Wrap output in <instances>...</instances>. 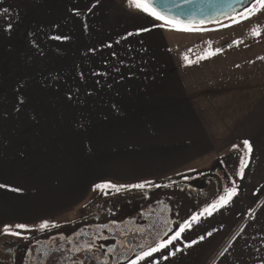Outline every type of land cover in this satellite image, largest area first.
I'll list each match as a JSON object with an SVG mask.
<instances>
[{
    "label": "rangeland",
    "instance_id": "374dc122",
    "mask_svg": "<svg viewBox=\"0 0 264 264\" xmlns=\"http://www.w3.org/2000/svg\"><path fill=\"white\" fill-rule=\"evenodd\" d=\"M52 1L54 0H0V184L5 185L0 187V210L5 214L0 218V233L8 227L13 230L12 233L35 234L34 238L25 241L29 248V264H38L43 246L52 242L54 244L59 237L62 239L61 235L55 236L57 233L74 227L80 229V233L74 238L78 245L84 239L95 240L100 245L101 239H104L109 244L113 243L110 247L112 253L114 250L118 251L119 247L127 252L124 247L129 240L132 247L149 250L160 241L162 235L180 230L181 224L187 226L201 211L202 203L198 194L191 187L183 188L177 184L193 181L220 159L238 152V159H234L232 163L227 164L221 160V165H229L228 170L231 171L229 184L225 186L222 182V189L235 186L246 150L239 142L227 146L220 156L214 153L193 159L178 170L160 177L161 179L144 181L150 187L167 185L163 189H153L147 193L130 191L133 189L131 185L141 184L137 181L117 183L115 180L99 178V170L102 171L104 166L101 165L103 159H106L104 164L107 168L117 158L106 154L107 151H100L98 145L101 142L95 140L89 132L90 128H100L90 127L88 121L100 114L99 101L94 103V99L101 95L88 91L103 84L113 86L123 84L124 81L127 85L128 81L147 82L149 78H108L102 75L107 70L130 69L132 64L117 61L114 58L116 54H113L115 48L106 49L100 43L101 40H93L98 29L88 27L81 30L80 23L75 18L70 19L67 4L50 6ZM108 1H114L123 8L125 6L121 3H127V0ZM49 2V6H46ZM254 6L255 2L249 8ZM126 8L124 9L131 11L127 4ZM247 9L232 17L207 24H176L180 28H189L190 31L176 30L156 20L161 39L170 50L167 53L173 56V68L182 73L190 103L204 112L206 121L211 122L206 126V133L213 139L215 147L220 145L222 148V141L227 135H231L234 129L241 128L235 126V123L244 115L246 118L243 119L242 135L253 122L251 119L259 116L258 101L262 87L264 90V10H258L249 16ZM253 29L260 34L253 35ZM185 56L187 59L183 58ZM199 56L207 58L198 59ZM150 80L157 81V78ZM40 129L45 130V139L56 143L55 151L61 159H65L61 164L59 158L49 155L57 163L40 165ZM103 129L107 130L108 127L104 126ZM119 140L124 141L123 138ZM134 142L136 143L135 139ZM234 145L237 147L233 148ZM97 152L100 153L96 154ZM19 154L22 155V160L15 162L14 159ZM125 160L126 163L129 158L126 157ZM18 163L20 165L16 166ZM138 165V161L134 160L124 167L134 169ZM25 166L35 170V166L40 167V193L37 192L36 197L40 210L45 208L41 204L46 202L56 204L57 196L65 189L71 190L72 196H75L85 184L83 191L87 194L75 207L53 220L34 224L26 222V216H22L25 215L26 207L20 204L24 196L6 197L9 194L7 186L14 183V180L8 178L15 175V171L22 173ZM32 169L27 170L29 179L25 181V188L38 180V177L35 178L37 174L32 175ZM97 172L99 176L94 175ZM221 172L217 171L220 178ZM15 177L19 181L22 176ZM104 183L125 186L120 187L119 191H106H112L110 194L122 192L120 202L125 205L118 213L115 225H112L110 217L105 219L109 222V232L105 231L104 224H86V221L79 219L84 206L101 194L99 190H93L94 186ZM224 194L225 192L220 196ZM14 197L15 202L11 201ZM27 199L28 205L32 203L30 196ZM33 211L35 213L37 207L30 205L26 214L30 215ZM247 216L252 224L253 242L258 241L259 245V201ZM67 222L71 225L54 230L39 229L42 223H47L49 228ZM18 224L25 225V228H17ZM91 230L97 231L98 236L93 237ZM115 233L118 234L119 241L115 239ZM140 237H144V241Z\"/></svg>",
    "mask_w": 264,
    "mask_h": 264
},
{
    "label": "crops",
    "instance_id": "0c3cea01",
    "mask_svg": "<svg viewBox=\"0 0 264 264\" xmlns=\"http://www.w3.org/2000/svg\"><path fill=\"white\" fill-rule=\"evenodd\" d=\"M49 4L50 2L46 6ZM53 4L62 6L67 4L70 19L75 18V21L80 23L81 30L88 27L98 29L93 40H101L100 43L106 49L114 50L115 48L113 54H116L114 58L117 61L132 64L130 69L107 70V73L102 75L108 78H149L147 82H144L145 80L142 82L141 80L128 81L127 85L124 81L120 85L103 84L88 91V93L101 95L100 98L94 99V103L99 101L100 114L88 121L90 127L100 128H90L89 132L95 140L101 142L98 145L100 151H107L106 154L117 158L113 162L114 165H109L107 168L104 164L106 159H103L102 164L100 162L104 165L103 170H99L100 176L98 172L94 175L109 181L115 180L117 183L124 181L145 183L144 181L148 179H161L162 176L178 170L200 156L214 155V153L220 156L223 149L231 144L248 140L252 147V152L245 154L244 160L247 167L243 169V176L239 175L236 179L237 195L232 201L226 207L213 212L211 216L202 211L203 215L199 213L195 216L199 218L198 222L192 219L178 239L173 240L161 251L153 253L149 258L143 260L136 258L134 260L136 264H264L263 87L258 101L259 116L251 119L253 122L243 132L244 135H242V125L246 115L235 123V126L241 128H236L232 131L233 134L227 135L222 141L224 144L222 148L220 145L215 147V143H212L213 139L210 138L208 132L206 133V126L211 122L206 121L204 112H200L195 105L190 103L182 73L173 68L171 63L174 61L173 56L167 53L170 50L167 43L161 39L155 19L138 11H127L125 2L121 4L127 10L118 6L114 1L110 3L108 0H54L50 6ZM150 78H157V81L150 80ZM104 126L108 129L104 130ZM44 131L40 129L42 140L38 153L40 165L57 163V160L49 155H55L61 164L65 159H61L55 151L56 143L48 138V140L45 139ZM133 136H136L134 138L136 143H133ZM121 138L124 141L120 142ZM117 141L120 143L118 144ZM98 153L100 152L96 154ZM4 154H7V151H4ZM97 157L101 160L100 155ZM126 157L129 158L126 163L137 160L139 165L134 169L124 167ZM21 160L22 155L20 154L14 159L15 162ZM82 161L88 162L87 160ZM18 165L20 163L16 166ZM35 167L36 170L25 166V171L23 170L22 173L15 171L16 176H22L19 181L17 177L14 178L15 175L8 178L11 181L14 180V183L7 186L9 194L6 197L9 195L24 196L20 204L26 207L25 215H22L26 216L25 220H28L26 222L34 224L53 220L70 210L71 207H75L86 196L87 192L83 191L85 184L75 196H72L71 190L65 189L57 196L56 204L46 202L41 204L45 208L40 210V203L36 200L37 192L40 193V176H38L40 167ZM29 169H32V175L37 174L35 178L38 177V180L35 184L33 182L34 185L29 188L27 185L25 188V181L29 179L27 173ZM3 182L6 184V181ZM27 196H30L32 201L29 205ZM14 198L11 201L15 202L16 197ZM258 201L260 208L259 245L258 241L253 242L252 224L247 216ZM30 205L36 206L37 211L29 215L26 213ZM3 216L5 214L0 210V218Z\"/></svg>",
    "mask_w": 264,
    "mask_h": 264
},
{
    "label": "flooded vegetation",
    "instance_id": "af4514ba",
    "mask_svg": "<svg viewBox=\"0 0 264 264\" xmlns=\"http://www.w3.org/2000/svg\"><path fill=\"white\" fill-rule=\"evenodd\" d=\"M225 163L229 164L230 160H227ZM228 167L229 165H219L215 170L203 172V174L194 178L191 182L178 183L177 185L183 188L191 187L201 199V208L205 205L209 206L216 198L219 199L218 197L225 192L226 188L224 187V190L222 189V182L225 183V186L229 184L230 170H228ZM216 170L222 171L221 178L218 176ZM153 186L154 187L145 185L144 189L133 188L130 189V191L134 193H147L153 189H163L167 185L160 184ZM110 192L112 191L101 193L95 199L87 203L81 211V217L79 219L81 221H86V224H104L106 225L105 231L109 232V222L105 219L110 217L112 219V225H115V219L118 213L125 206L124 202H120V194L122 192H115L112 194H110ZM68 225H71V223L67 222L50 226L45 230H54L61 226ZM12 231L13 230L10 229L9 233H12ZM9 233H0V264H29V248L25 245V241L34 238L35 234L30 235L28 232L24 234L19 232L18 235H11ZM79 233L80 229L74 227L62 233L54 234L55 236L61 235L62 239L59 237L54 244L53 242L52 244L47 243L40 249V261L38 264H129L138 258V256L148 251V249L146 250L142 247H132L129 240L126 241L124 247L127 252L122 251L123 247H119V249L117 248L118 251L114 250L112 253L110 247L113 246V243L109 244L104 239H101L100 245H98L95 240L87 241L85 239L78 245L74 238L78 236ZM90 234L93 237H97L99 233L95 230H91ZM172 234H174V232L169 235H162L160 241L154 246L162 243L164 238H170ZM114 236L115 239H119L117 233H115ZM139 239L144 241V237H140Z\"/></svg>",
    "mask_w": 264,
    "mask_h": 264
},
{
    "label": "snow or ice",
    "instance_id": "6c2138e0",
    "mask_svg": "<svg viewBox=\"0 0 264 264\" xmlns=\"http://www.w3.org/2000/svg\"><path fill=\"white\" fill-rule=\"evenodd\" d=\"M154 0H127V5L131 10L141 12L145 14L146 16H150L155 20L162 21L164 25H168L170 27L175 28L176 30H183V31H190L191 29L189 28H180L176 25V22L170 20L166 16L161 15L159 12H157L154 7H153ZM255 5L252 8L247 9L249 16L255 13L258 10H264V0H255ZM147 31V29H145ZM260 33L257 32L255 29H253V35H259ZM131 35V33L129 34ZM54 39H60L59 37H54ZM191 51V49H189ZM219 51V49H217ZM214 54V53H210ZM184 59H187V57H183ZM207 56H199L198 59H206ZM243 147L246 150L247 154H250L252 152V147L251 144L248 140L242 141ZM237 146H233V148H236ZM247 167V163L244 159L241 160V168L240 171L237 173V175H240L241 177L243 176L244 172L243 169ZM146 183H151V182H146ZM0 187H5V185L0 184ZM120 187H125V186H116L112 185L110 183H104V184H96L94 186V191L99 190L101 193L106 192L108 189H115L116 191H119ZM130 187L136 188V189H144L145 184H134L131 185ZM14 191H18L17 189H12ZM237 195L235 186L229 187L225 189V194L220 196L218 200H214L212 204H210L208 207H206L203 212L207 213L208 216H211L213 212L218 211L220 208L226 207L233 199L234 196ZM203 215V213H201ZM194 221L198 222V217H193L192 218ZM17 228L23 229L25 228V225L18 224L16 225ZM48 227L47 223H42L39 225V229L41 231L45 230ZM185 230V225L181 224L180 225V230L176 232V234L171 237L167 242L165 243H160L157 246L151 248L149 251L144 252L142 255L138 256V260H143L145 258H149L152 256L153 253L161 251V249L167 247L169 244L172 243L173 240H176L180 237L181 233L184 232ZM5 233H9V228L5 227L4 228ZM11 235H18V233H9ZM211 235V233H209ZM132 264H136V261H133Z\"/></svg>",
    "mask_w": 264,
    "mask_h": 264
},
{
    "label": "water",
    "instance_id": "95a60500",
    "mask_svg": "<svg viewBox=\"0 0 264 264\" xmlns=\"http://www.w3.org/2000/svg\"><path fill=\"white\" fill-rule=\"evenodd\" d=\"M255 0H154L153 7L176 24L200 25L232 17ZM166 237L162 240L165 242Z\"/></svg>",
    "mask_w": 264,
    "mask_h": 264
},
{
    "label": "trees",
    "instance_id": "16d2710c",
    "mask_svg": "<svg viewBox=\"0 0 264 264\" xmlns=\"http://www.w3.org/2000/svg\"><path fill=\"white\" fill-rule=\"evenodd\" d=\"M238 153V152H237ZM234 153V154H232V155H230V156H228L227 158L225 157V158H223V159H220L217 163H214L213 164V166H211L209 169H207V170H205V171H203V172H206V171H209V170H215L219 165H221V160H223L224 162H226L227 160H230V163H232V161L234 160V159H238L237 157L240 155V153ZM231 158V159H230ZM235 162V161H234ZM161 185H163V184H161ZM206 207H208V206H204L203 208H201L200 210V213L206 208ZM199 214V213H198ZM197 214V215H198ZM157 246V245H156ZM155 247V246H154Z\"/></svg>",
    "mask_w": 264,
    "mask_h": 264
}]
</instances>
